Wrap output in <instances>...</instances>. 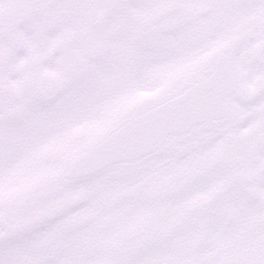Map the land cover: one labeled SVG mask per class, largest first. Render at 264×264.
I'll return each mask as SVG.
<instances>
[{
    "label": "snow or ice",
    "instance_id": "obj_1",
    "mask_svg": "<svg viewBox=\"0 0 264 264\" xmlns=\"http://www.w3.org/2000/svg\"><path fill=\"white\" fill-rule=\"evenodd\" d=\"M0 264H264V0H0Z\"/></svg>",
    "mask_w": 264,
    "mask_h": 264
}]
</instances>
